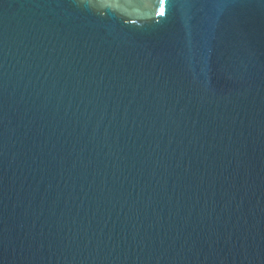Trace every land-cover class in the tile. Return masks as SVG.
I'll use <instances>...</instances> for the list:
<instances>
[{
  "label": "water",
  "instance_id": "water-1",
  "mask_svg": "<svg viewBox=\"0 0 264 264\" xmlns=\"http://www.w3.org/2000/svg\"><path fill=\"white\" fill-rule=\"evenodd\" d=\"M0 264H264V0H0Z\"/></svg>",
  "mask_w": 264,
  "mask_h": 264
}]
</instances>
